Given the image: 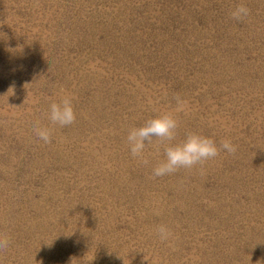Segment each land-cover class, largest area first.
I'll return each mask as SVG.
<instances>
[{
	"label": "rangeland",
	"instance_id": "obj_1",
	"mask_svg": "<svg viewBox=\"0 0 264 264\" xmlns=\"http://www.w3.org/2000/svg\"><path fill=\"white\" fill-rule=\"evenodd\" d=\"M164 111L236 153L151 178L126 137ZM0 234V264H264V0H0Z\"/></svg>",
	"mask_w": 264,
	"mask_h": 264
},
{
	"label": "clouds",
	"instance_id": "obj_2",
	"mask_svg": "<svg viewBox=\"0 0 264 264\" xmlns=\"http://www.w3.org/2000/svg\"><path fill=\"white\" fill-rule=\"evenodd\" d=\"M249 14V8L243 4L234 7L230 13L231 18L238 22L244 21ZM173 99L178 109L184 108L186 101L179 94H176ZM73 100L74 97L71 94H63L58 101L53 100L50 103L48 120L52 125L65 127L75 122ZM178 127L179 122L175 115L164 111L147 119L142 126H133L128 129L126 140L130 153L141 164H148L144 156L146 143L151 144L153 138H156L160 144L164 145L165 158L153 167L151 178L171 175L182 168L191 170L197 166L203 174L204 165L216 158L220 151H226L230 155H234L237 151L230 139L221 140L218 146L213 137L196 131L186 132L184 139L177 142ZM32 131L45 144L52 142V129L42 126L40 121L33 123ZM156 233L161 242L169 241L172 236V232L164 224L157 226ZM8 246V237L0 234V251L6 250Z\"/></svg>",
	"mask_w": 264,
	"mask_h": 264
}]
</instances>
